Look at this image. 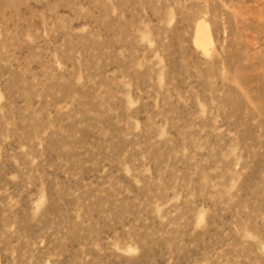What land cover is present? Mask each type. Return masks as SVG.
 <instances>
[{"label":"rangeland","instance_id":"obj_1","mask_svg":"<svg viewBox=\"0 0 264 264\" xmlns=\"http://www.w3.org/2000/svg\"><path fill=\"white\" fill-rule=\"evenodd\" d=\"M0 264H264V0H0Z\"/></svg>","mask_w":264,"mask_h":264},{"label":"bare ground","instance_id":"obj_2","mask_svg":"<svg viewBox=\"0 0 264 264\" xmlns=\"http://www.w3.org/2000/svg\"><path fill=\"white\" fill-rule=\"evenodd\" d=\"M197 45L200 46V47L204 46V44H203L201 39H197Z\"/></svg>","mask_w":264,"mask_h":264}]
</instances>
